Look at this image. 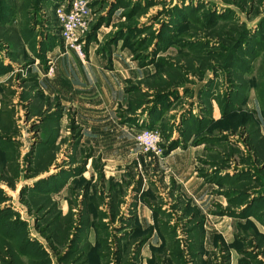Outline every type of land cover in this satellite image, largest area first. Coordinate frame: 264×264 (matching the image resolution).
Returning <instances> with one entry per match:
<instances>
[{"label": "rangeland", "instance_id": "obj_1", "mask_svg": "<svg viewBox=\"0 0 264 264\" xmlns=\"http://www.w3.org/2000/svg\"><path fill=\"white\" fill-rule=\"evenodd\" d=\"M68 1L0 0V264H264V0H89L78 57L111 104L57 68Z\"/></svg>", "mask_w": 264, "mask_h": 264}, {"label": "built area", "instance_id": "obj_2", "mask_svg": "<svg viewBox=\"0 0 264 264\" xmlns=\"http://www.w3.org/2000/svg\"><path fill=\"white\" fill-rule=\"evenodd\" d=\"M91 7L89 0L68 1L57 8V16L62 23V35L67 47L82 54L80 41L89 29ZM134 139L145 154L160 152L161 131L158 128H143L136 132Z\"/></svg>", "mask_w": 264, "mask_h": 264}, {"label": "crops", "instance_id": "obj_3", "mask_svg": "<svg viewBox=\"0 0 264 264\" xmlns=\"http://www.w3.org/2000/svg\"><path fill=\"white\" fill-rule=\"evenodd\" d=\"M61 55H58L57 57V68L60 70L62 67H67L69 72L71 69H73V66L75 65V71H77V73L75 72V76H76V80L73 81L72 77L70 79V82L75 83L74 84V88L75 89L77 86L75 85H80L81 89H85L87 87H89V83H87L88 81L90 82V78H93L94 80L97 81L98 83V79L103 80L101 83H98V85L101 87V90L104 91L105 96H107L108 98V104H111L113 102V90H116L117 96L119 97L121 95V86L119 85L118 82H115L113 79V73L112 72H106L105 74H103V72H101V68L99 66H95V65H91L90 67L87 66V68L84 66V63L80 62V60L82 61L83 59H80L77 55L76 52L74 51H69L66 50L62 53H60ZM84 61V60H83ZM86 64V63H85ZM89 64V62H88ZM70 74H72L70 72ZM78 74H80V77L78 78ZM82 75V76H81ZM123 76H126V72L123 73ZM60 77L58 75V71L56 73V78L54 79H48L46 81L47 87L50 90H58V88L62 87V82L59 81ZM69 82V84H70ZM121 84V83H120ZM70 87V85H68ZM109 90V91H108ZM1 99V97H0ZM0 107H1V100H0ZM188 150H190V148H188ZM171 154H175L176 159L175 160V164L178 168V170L180 168L184 169L187 164H189V162L192 160V156L190 155V153H187L186 151H182L177 149L174 150ZM195 184V185H193ZM191 186H199L198 183H196L195 181H191ZM212 233L213 231L210 229L206 230V234L208 233ZM209 238V237H208ZM212 243L210 241H207L204 243L203 247L205 250H208V247L211 245ZM203 259L206 260V255L203 256ZM203 260V261H204Z\"/></svg>", "mask_w": 264, "mask_h": 264}, {"label": "trees", "instance_id": "obj_4", "mask_svg": "<svg viewBox=\"0 0 264 264\" xmlns=\"http://www.w3.org/2000/svg\"><path fill=\"white\" fill-rule=\"evenodd\" d=\"M37 2H48L49 0H36ZM15 89L13 86L3 84L1 87V107H0V121L3 122L2 129L6 131H10L14 129L17 125V118H16V109L14 103L15 97ZM9 172L13 173V178H17L19 176V167L18 164L9 165L7 169ZM7 170H4V175L1 176V179L9 180L7 176ZM6 175V176H5Z\"/></svg>", "mask_w": 264, "mask_h": 264}]
</instances>
